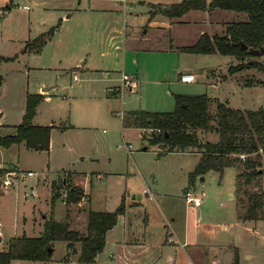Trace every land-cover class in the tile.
Segmentation results:
<instances>
[{"label":"rangeland","instance_id":"rangeland-1","mask_svg":"<svg viewBox=\"0 0 264 264\" xmlns=\"http://www.w3.org/2000/svg\"><path fill=\"white\" fill-rule=\"evenodd\" d=\"M98 1L102 0H0V13H3L0 15V114L3 115L0 136L13 133V126L21 122L25 111L26 96L36 94V88L41 86L40 83H46L49 87L56 85V95L49 101L43 99L39 104L36 110L38 123L49 124L55 121L86 127V129L67 130L63 135L59 132L57 133L59 137H56L57 134L54 135L51 152L31 150L21 144H11L8 147L0 145V164L16 165L14 168L18 170L17 183L20 184L16 186V191H19L20 196L28 197L30 199L28 201H39V197L46 193L42 183L46 179L57 181L60 177L63 178L66 170L79 172L82 176L86 172L85 184L88 187L86 191L90 195V201L83 204L86 209L114 210L123 196L132 199L133 194H140L143 188L148 187L157 200L160 196H168L178 201L176 214L179 221L182 220L185 210L184 189H189L195 194L204 191L205 196L198 208V214L202 222L215 224L217 231L221 232L222 238H225L227 243L234 244L235 247L230 249V264H234L236 253L237 264H264V219L243 222L237 219V211L234 208L239 198H242V201L246 198L243 189L261 190L264 187L263 176L255 178L248 185L240 183L241 185L238 186L236 174L241 168L231 166L224 168L222 175L208 170L197 175L193 185H189L188 173L196 165L197 155L165 153L162 145L150 144L142 139L141 129L123 128L120 118L111 117L109 110L107 115L105 114L102 102L108 97L104 89L102 96V85L92 79L94 78L92 75L87 74L86 71H76L77 79H73L70 71L66 70L65 72L59 70L56 75L53 70H47L46 66H42V63L44 65L53 63L49 59L51 49L45 53L44 59H40L34 53L25 52V45L20 47L21 41L26 37L32 38L47 32L57 24L60 17L58 13H61L55 9L59 7L58 5L66 9H77L93 3L99 4ZM180 1L127 0L125 16L123 12L116 13L120 20L124 18L127 22L126 29L124 28L127 34L126 36L124 33V36L128 37L127 44L138 49L133 50L134 53L129 54L130 57L138 58V66L146 68L147 79L159 83L149 82L142 91L141 87H137L135 94H126L123 97L122 104L121 101L108 99L112 109L128 112L141 110L145 105L157 108L156 112H170L174 109V105L167 104V97L164 96L165 88H170L173 99L174 95L181 93L177 91L182 89L185 93L181 95L205 94L225 102L234 109H264V70L249 68L231 74L229 68L240 63L234 57L194 54L181 49L195 44L201 32L209 36L221 35L226 25L247 21V14L228 10L189 11L181 17V24H175L172 28H167L166 25L162 33L156 29H149L154 17V20L168 24V19L164 15L156 13L152 18L150 11L155 10L157 6ZM8 6L10 9L6 12ZM24 6L28 10H23ZM108 20L104 16L95 15L92 19V25L95 27L92 30L79 36L80 39L68 38L66 34L64 35L66 29L69 32L76 31V26L87 22L75 16V19L70 21L71 25L67 27L65 25L60 33L66 36L60 39L61 46L64 48L78 42L97 49L109 47L114 40H110V29L105 27ZM102 29L103 33H100ZM119 39L120 42L115 41L113 50L118 45L117 50L120 53L118 59L121 62L122 56L129 51V46L123 44L122 36ZM168 46L173 47L171 51L161 52ZM63 56L67 57L69 54L63 53ZM66 59V62L71 61L69 57ZM250 60L257 61L264 67V54L248 58L244 62ZM230 64L231 66L228 67ZM130 65L133 67V63ZM178 65L180 69L185 68L186 71H197L196 81L182 87L174 85L177 82ZM112 69L116 70L113 66ZM210 70H218L222 75L232 76L226 83L213 88L210 86L212 80L209 79L208 82L206 74ZM99 97L102 101H99ZM197 134L199 141H217L214 133L199 131ZM128 144L131 146L125 148ZM68 146L72 148L71 151ZM27 170L37 172L33 179L39 182L37 192L35 189L31 190L33 186L30 181L33 180L26 176ZM98 174H101V177H98ZM24 177L27 180H20ZM61 180L59 179L57 184ZM24 199L21 198L20 202H25ZM51 207L48 217L51 212L56 220L64 216V205L59 198H56ZM136 211L139 219L140 213ZM65 254V243L58 240L54 242L52 261L44 263L17 260L13 264H67L60 261ZM211 259L216 260L217 264H222L221 260L214 256L207 259V262Z\"/></svg>","mask_w":264,"mask_h":264},{"label":"crops","instance_id":"crops-1","mask_svg":"<svg viewBox=\"0 0 264 264\" xmlns=\"http://www.w3.org/2000/svg\"><path fill=\"white\" fill-rule=\"evenodd\" d=\"M95 1V0H92ZM99 4L93 3L92 5L84 6L82 8L77 9H66L64 7H56L55 9L60 11L58 13L60 15L59 21L53 29V33L51 37L46 41V43L40 48H34L32 45V41L43 36L47 32H43L38 34L32 38L29 36L26 37L20 47L25 45V52L34 53L40 59L45 58V53L51 49V59L53 63H49L46 66L47 70H53L56 72V75L59 70L65 72L70 71L73 79H77L78 73L76 71H86L87 74L92 75L96 82L102 85V96L103 89L106 93V96L111 101L114 100L116 102L123 101V97L128 94H135L136 88L141 87L142 91L147 83H159L154 80H149L146 78V68L142 66H138V58H131L129 54L134 53L133 50H136L137 47H134L130 44H127L128 37L124 28L126 29L127 22L119 19V16L116 13H122L125 16L126 6L122 4L118 0H102L98 1ZM80 4V3H79ZM25 7V6H24ZM23 7V10H28ZM10 9V7H6V12ZM115 13V14H114ZM3 15V13H0ZM97 15V17L104 16V18L109 19L107 25L105 27H109L111 32L110 40H114L109 47L100 49L94 47H87L84 44L76 43L73 45H69L66 47L61 46L62 37L75 38L80 39L79 36L85 34L88 30H92L95 26L92 25V19ZM77 16L80 20H87V22L82 23L80 26H76V31H70L66 29L64 35H61L62 29L71 25V19H75ZM153 18V17H152ZM152 19V23L149 25V29H156L160 33L164 28H172L175 24H181V18L179 19H168V24L163 21ZM125 25V26H124ZM227 26V25H226ZM225 26V28H226ZM224 28V29H225ZM68 31V32H67ZM103 33V29L100 31ZM126 36H124L125 34ZM147 33V30L145 31ZM204 34L203 32L200 33ZM200 35V36H201ZM122 36L123 44L125 46H129L128 50L122 56L121 62L119 61V51L118 45L114 47L115 41L120 42L119 37ZM129 36V35H128ZM126 41V42H125ZM84 48V49H82ZM173 48V47H172ZM171 46H168L161 52H169L172 50ZM184 47H181V49ZM138 50V49H137ZM63 53L69 54V59L71 61L66 62L67 57L63 56ZM54 57V58H53ZM10 58V57H8ZM236 59V58H235ZM74 61V62H73ZM117 62V63H116ZM133 63V67L130 65ZM116 64V65H114ZM240 64V63H239ZM59 65V67H57ZM237 65V64H236ZM116 70L113 71L112 69ZM231 64L228 66L230 67ZM69 67V68H67ZM119 68L120 71H117ZM181 67L178 65L177 67V82L174 85L182 87L183 85H189L192 83H182L180 81L181 74L191 73L195 76L196 81V73L195 70H184L180 69ZM30 68H27L29 70ZM183 70V71H182ZM126 71L130 72L127 73ZM86 74V75H87ZM127 74L132 77L133 86L127 87V84L122 82V75ZM207 79L210 81V86L213 88H217L218 85L226 83L228 78L232 75L226 76L222 75L218 70H210L206 72ZM96 75V76H95ZM120 76V77H119ZM216 76V77H214ZM194 81V82H195ZM193 82V83H194ZM77 83V80H75ZM41 86L36 88V94H40L43 96L45 101H49L56 94L55 88L56 85L46 86V83H40ZM46 86V87H44ZM171 87V85H170ZM177 94H184L185 91L179 89ZM172 93L170 92V88L164 89V96L167 97V104L174 105V99L172 98ZM106 99L102 102V106L105 109V114L109 110L111 117L120 118L121 122L123 120L124 115L127 112H122V110L112 109V104L109 103V100ZM217 99V98H214ZM218 100V99H217ZM99 101H102V98L99 97ZM219 101V100H218ZM221 102V101H220ZM227 107H229L225 102ZM158 106V105H157ZM38 108V107H37ZM231 108V107H229ZM157 108L147 107L144 105L141 110L156 112ZM234 109V108H233ZM37 110V109H36ZM168 110V109H167ZM131 111H139L138 109ZM130 112V111H128ZM37 114V112H36ZM24 115V113H23ZM22 115V117H23ZM107 115V114H106ZM120 115L123 117L121 118ZM2 113L0 114V125L2 120ZM21 117V121H22ZM36 117V115H35ZM33 119V125L35 126H51V132L49 137V148L46 150L47 152H51L53 148V136L57 133L61 132L60 135H63L67 130H78V129H86V127H80L73 123V125H66L57 123L52 121L49 124L38 123L36 120L37 117ZM62 120V117L60 118ZM21 123V122H20ZM19 123V124H20ZM17 124V125H19ZM13 127V133L15 134V127ZM123 127V126H122ZM125 128V127H123ZM140 129V128H138ZM142 136L145 134L144 129H141ZM59 137V134L56 135ZM17 145L21 144L25 148H28L23 142L15 143ZM161 145V144H160ZM71 151L72 148L68 146ZM31 150H36L33 148H28ZM37 151H40L39 149ZM164 151V147H163ZM172 153H191L200 157V153L195 151H169ZM130 153V152H129ZM166 153V152H165ZM96 160V159H94ZM198 161V160H197ZM16 166V165H14ZM13 165L3 166L0 164V169H3L4 172L0 175V250H4L7 246V240L11 237L16 236H28V237H37L40 235L43 227V223L45 219L48 217V213L51 208V199L53 196V185H57L59 179L57 181L53 180H45L42 182L45 187V194L39 197V201H28V197H22L19 195V191H16V186L20 183L18 182V170L14 168ZM231 167V166H229ZM28 171H26V176ZM213 171V170H212ZM69 173V180L74 184L80 186L84 192H87L86 186V172H84V176L79 174V172H75L72 170H66ZM65 172V173H66ZM217 172V171H215ZM219 175V172H217ZM43 175V174H42ZM44 176V175H43ZM101 177V174L97 175ZM30 179H34V177H29ZM45 179V178H44ZM20 180H27V178H21ZM34 181V180H33ZM32 183V191L37 192L36 188L39 182ZM193 185V184H192ZM189 191V189H184L183 199L185 202V210L183 214L182 220H178V215L176 214L178 210V201L174 200L172 197H159L157 200L154 193L150 188H143L140 194H133L132 199H129L126 196H123L125 199V211L123 214L118 215L116 224L109 230H107L105 234V243L103 249L96 255L95 260L91 263H82L77 260L78 251L80 248V244H75V250H71L67 246V242L64 241L66 246V254L64 257L60 259L67 264H217L216 260L211 259L207 262L211 256L218 257L221 260L222 264H230L231 259V251L230 249L234 248V244L232 242L227 243L221 236V232L217 231L216 225L213 223H206L201 221V216L198 214V208L201 205L202 199L205 196L204 191L199 192L197 195L200 198V204L195 206L193 204H188L185 200V194ZM89 201L90 195L87 192ZM145 195V196H144ZM231 194H229L230 196ZM25 196H27L25 192ZM37 197V196H36ZM24 199L25 202H20V199ZM62 204L64 205V216L61 219H66L69 223V228L73 230H78L80 232H85L86 230V222L88 209L83 206V203L80 202H72L67 204L65 202V198L63 195L58 197ZM57 198V199H58ZM56 199L54 200V202ZM121 201V200H120ZM235 201V200H234ZM7 202V204H6ZM42 202V204H40ZM235 205V204H234ZM236 210V206L234 207ZM52 209V208H51ZM140 213L139 219L137 218V211ZM237 211V210H236ZM157 219H159L157 221ZM238 220H241L238 218ZM166 220V221H165ZM249 221V220H242ZM79 224V225H77ZM224 227V224H223ZM58 241V240H55ZM52 242V251L54 247V242ZM63 241V240H61ZM214 251V252H213ZM224 259V261H223ZM17 260H27V259H12L10 264H13L14 261ZM53 259L51 257L48 260H31L34 262H50ZM30 261V260H29Z\"/></svg>","mask_w":264,"mask_h":264},{"label":"trees","instance_id":"trees-1","mask_svg":"<svg viewBox=\"0 0 264 264\" xmlns=\"http://www.w3.org/2000/svg\"><path fill=\"white\" fill-rule=\"evenodd\" d=\"M228 10L246 13L247 21L234 22L226 26L221 35L202 34L197 42L182 48V51L194 54H219L230 56L240 61L229 68L232 74L242 69L256 68L264 70L259 62L246 59L256 56V51L264 50V0H181L179 3L157 6L150 11L166 18L179 19L189 11L210 12ZM53 29L32 41L34 48L42 47L51 37ZM262 55V54H261ZM43 100L40 94L26 96L25 111L22 121L15 127V134L0 136V145L23 142L28 148L47 150L51 126H35L33 119L36 109ZM125 128L159 129L160 134L153 138L142 136L150 144H161L164 152L195 151L200 157L193 170L188 173V184L194 178L208 170L220 174L224 168H241L236 174L237 185H248L257 177L264 178V109L241 110L227 107L217 99L200 95H174V109L170 112L130 111L122 120ZM210 132L217 136V141H199L197 132ZM243 155V157H239ZM4 172L0 169V175ZM60 187L67 189L65 202H78L83 189L69 180L66 172L62 180L53 185L54 200L61 196ZM239 189V187L237 188ZM238 193V191H236ZM242 198L235 203L237 216L241 220L264 219V187L261 190L243 189ZM238 196V195H237ZM237 198V199H238ZM242 201V202H241ZM125 199L114 210H89L86 230L80 232L69 228L66 219L56 220L52 216L45 219L42 231L37 237L16 236L7 240V246L0 250V264H10L12 259L48 260L52 253V242L63 240L71 250L75 244L80 248L77 260L91 263L103 249L105 234L117 222V217L125 211ZM52 208V207H51ZM237 253L234 264H237Z\"/></svg>","mask_w":264,"mask_h":264},{"label":"built area","instance_id":"built-area-1","mask_svg":"<svg viewBox=\"0 0 264 264\" xmlns=\"http://www.w3.org/2000/svg\"><path fill=\"white\" fill-rule=\"evenodd\" d=\"M120 1L122 4H124V6L127 5V0H118ZM26 9V7H24ZM180 81L182 83H193L195 81V76L191 73H185V74H181L180 76ZM122 82H124V84H127V87H131L133 86V80L132 77L127 75V74H123L122 75ZM120 117L122 118L123 116L120 115ZM145 134L147 136V138H153L154 135L160 134L161 131L159 129H144ZM131 145L128 144L125 146V148H129ZM130 152V150H128V153ZM240 157H243V155H240ZM27 175L29 177H35L37 175V172L34 171H28ZM60 193L63 195V197L65 198L67 195V189L65 187H60L59 189ZM89 200L88 195L86 192L83 193L79 199L78 202L80 203H86ZM185 200L188 204H193L195 206L200 204V198L197 195H194L192 192L187 191L185 194Z\"/></svg>","mask_w":264,"mask_h":264},{"label":"water","instance_id":"water-1","mask_svg":"<svg viewBox=\"0 0 264 264\" xmlns=\"http://www.w3.org/2000/svg\"><path fill=\"white\" fill-rule=\"evenodd\" d=\"M256 55H261V54H264V50H261V51H256L255 52Z\"/></svg>","mask_w":264,"mask_h":264}]
</instances>
